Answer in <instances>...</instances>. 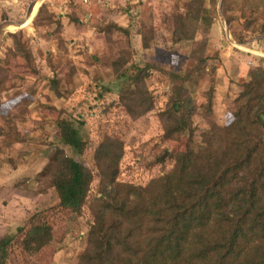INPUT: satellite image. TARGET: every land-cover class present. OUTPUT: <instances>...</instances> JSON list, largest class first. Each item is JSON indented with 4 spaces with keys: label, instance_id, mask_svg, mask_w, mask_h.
Segmentation results:
<instances>
[{
    "label": "rangeland",
    "instance_id": "rangeland-1",
    "mask_svg": "<svg viewBox=\"0 0 264 264\" xmlns=\"http://www.w3.org/2000/svg\"><path fill=\"white\" fill-rule=\"evenodd\" d=\"M213 1L201 0L195 14L196 0H0V237L57 205L49 161L60 149L91 181L79 213L52 224L33 261L77 264L90 203L101 196L94 152L103 137L122 145L116 182L144 187L172 168L164 150L181 153L231 121L243 83L258 79L256 69L264 74V0ZM135 69L137 82L129 79ZM183 97L196 111L171 141L164 115ZM145 98L149 111H127ZM61 120L86 140L81 155L61 143ZM261 133L264 140V124ZM27 262L18 250L9 256V264Z\"/></svg>",
    "mask_w": 264,
    "mask_h": 264
},
{
    "label": "trees",
    "instance_id": "trees-1",
    "mask_svg": "<svg viewBox=\"0 0 264 264\" xmlns=\"http://www.w3.org/2000/svg\"><path fill=\"white\" fill-rule=\"evenodd\" d=\"M195 6L199 14L201 0ZM260 29L264 35V24ZM13 44L19 51L16 39ZM135 71L129 75L133 82L142 73ZM252 76L258 79L243 83L231 121L221 128L211 125L198 144L188 141L181 153L164 150L160 157L171 159L172 168L144 187L116 182L122 145L103 137L94 152L101 196L90 203L92 220L77 264H264V74L256 69ZM138 108L127 111L140 116L151 102L145 98ZM195 111L189 97L174 98L163 136L177 141L187 133L185 118ZM56 126L61 143L81 155L87 142L72 123L61 120ZM49 162L58 203L0 237V264H9L14 250L26 264H35V254L51 242L52 224L84 205L91 181L86 166L60 149Z\"/></svg>",
    "mask_w": 264,
    "mask_h": 264
},
{
    "label": "built area",
    "instance_id": "built-area-1",
    "mask_svg": "<svg viewBox=\"0 0 264 264\" xmlns=\"http://www.w3.org/2000/svg\"><path fill=\"white\" fill-rule=\"evenodd\" d=\"M255 55L259 56L258 54H255Z\"/></svg>",
    "mask_w": 264,
    "mask_h": 264
}]
</instances>
